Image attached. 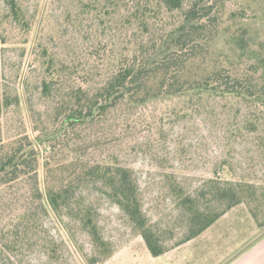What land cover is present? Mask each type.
I'll use <instances>...</instances> for the list:
<instances>
[{
    "label": "trees",
    "instance_id": "16d2710c",
    "mask_svg": "<svg viewBox=\"0 0 264 264\" xmlns=\"http://www.w3.org/2000/svg\"><path fill=\"white\" fill-rule=\"evenodd\" d=\"M59 12L51 23L37 4L0 0V55L32 45L37 72L25 100L0 81V264L33 252L60 261L65 243L48 220L72 240L87 237L85 264L108 261L114 247L92 191L120 210L152 257L240 205L264 229V181L253 178L264 166V0H60ZM22 108L29 127H6L4 117ZM189 118L217 126L229 147L192 190L167 179L176 218L162 226L144 212L123 159L153 151L165 123Z\"/></svg>",
    "mask_w": 264,
    "mask_h": 264
},
{
    "label": "rangeland",
    "instance_id": "374dc122",
    "mask_svg": "<svg viewBox=\"0 0 264 264\" xmlns=\"http://www.w3.org/2000/svg\"><path fill=\"white\" fill-rule=\"evenodd\" d=\"M238 1L240 0H232L233 5ZM59 2L60 0H28L29 6L35 4L39 6L41 17L48 13V20L51 23L58 20L60 16ZM50 25L48 23L46 26L47 30L51 29ZM38 28L39 25L35 27V31ZM32 49V45H26L24 48L8 47L1 50L0 55L1 83L12 89H19L24 100L23 89L26 84L29 85L34 81L37 74L31 65ZM25 109L22 108L19 115H6L5 126L12 124L14 128L22 121L26 127H29V117ZM219 132L217 126L211 123H200L196 118L165 123L163 135L158 136L159 143L153 151L144 147L135 148L124 157L123 162L133 168L136 174L143 210L152 221H158L162 226L171 225L175 221L176 210L166 187L169 177L177 179L186 190L190 191L201 182V179L210 176L213 165L224 156L229 147L220 139ZM243 147L236 144L234 156L236 163L240 162L242 168H245L247 162L245 154L242 153ZM255 169L254 181H264V166L258 165ZM90 198L98 208V222L102 234L114 247L113 256L103 264H212L216 262L204 253L207 247L205 238L207 230L191 240L192 242L175 247L162 256L152 257L143 240L133 233L128 221L114 204L96 191H92ZM234 209H244L248 212L244 205ZM46 226L58 242L65 243L60 261L49 262L43 255L33 252L23 257L19 264H85L80 253V251L86 254L90 252V244L85 235L77 232L72 240L59 222L48 220ZM243 226L242 224V230ZM221 230L219 228L217 232H222ZM247 242L239 243L240 248H233L229 256L245 248ZM218 246V250L221 251L220 242ZM229 256L218 257V264L228 260Z\"/></svg>",
    "mask_w": 264,
    "mask_h": 264
},
{
    "label": "crops",
    "instance_id": "0c3cea01",
    "mask_svg": "<svg viewBox=\"0 0 264 264\" xmlns=\"http://www.w3.org/2000/svg\"><path fill=\"white\" fill-rule=\"evenodd\" d=\"M219 228L222 232H217ZM205 238L207 247L204 253L216 261L212 264H218V257L229 256L233 248H240L238 244L245 241H248L245 248L229 256L222 264H264V229H258L244 209L227 212L207 229ZM219 242L222 245L221 251L218 250Z\"/></svg>",
    "mask_w": 264,
    "mask_h": 264
}]
</instances>
